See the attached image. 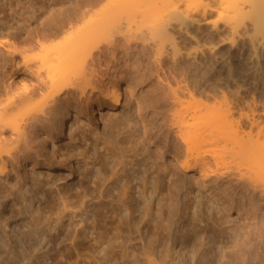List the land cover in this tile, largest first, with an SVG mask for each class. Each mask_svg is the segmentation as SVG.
<instances>
[{
    "label": "bare ground",
    "instance_id": "1",
    "mask_svg": "<svg viewBox=\"0 0 264 264\" xmlns=\"http://www.w3.org/2000/svg\"><path fill=\"white\" fill-rule=\"evenodd\" d=\"M38 3L48 9L71 3V8L57 20L58 25L55 22L54 30L41 28L33 37H22L9 27V38L0 40V224L7 227L15 210L16 202L11 215L2 217L11 196L24 202L41 188L48 201L43 210L29 214V229L22 232L28 239L27 248L20 251L23 256L14 253L10 237L8 244L3 242L12 248L9 261L17 254L15 261L27 260V264L47 259L68 264H213L215 259L217 264H264V0H6L0 5ZM98 6L110 9L100 11L102 16L97 12L95 21L89 17L87 32L80 31L77 38L53 46L34 60L24 54L27 45L41 46ZM139 8H143L139 20L134 21ZM183 34L190 35L191 46H182ZM225 39L241 48L245 64L240 81L231 66L226 77L217 74L220 63L227 60L218 59L215 45ZM149 64L164 76L166 71L181 74L178 86L170 87L171 101L187 110L175 111L174 106L172 112L165 110L169 114L159 110V126L166 131L162 137L147 133L149 106L138 101L142 138L134 131L129 133L128 118L111 120L109 133L104 134L90 129L87 133L79 126L76 134L82 135V144L90 139L89 133L94 135L85 146L72 145L80 177L52 196L48 178L60 163L52 149L55 139L64 134L72 117L89 122L91 112L122 105V87L132 95V83L145 78ZM122 81L126 82L123 86ZM231 81L237 83L235 88L230 87ZM189 98L192 104L188 101L184 107ZM165 154L172 162L163 163ZM229 156L247 158L252 167H220L219 161ZM35 169L47 174L38 179ZM178 172L198 173L204 186L212 179L226 181L227 188L247 195L245 202L225 194L212 195L217 197L218 210L210 206L213 212L208 219L216 238L228 248L222 246L215 252L202 243L200 250L189 253L188 231L180 234L182 239L168 237L171 215L165 214V203L176 195L181 180ZM165 178L170 180L167 191ZM28 180L33 186L24 188ZM154 196L158 197L156 206ZM203 201H191L185 209L194 208L192 214L201 212ZM250 207L263 212H251ZM232 212L244 216L245 227L227 224ZM186 218L180 221L179 232ZM171 219L175 224L179 216ZM193 219L201 221L197 214ZM55 237L60 239L57 244L65 258L61 253L40 258L30 254L31 249L28 252L39 243H52ZM161 243H167L163 249H159Z\"/></svg>",
    "mask_w": 264,
    "mask_h": 264
},
{
    "label": "rangeland",
    "instance_id": "2",
    "mask_svg": "<svg viewBox=\"0 0 264 264\" xmlns=\"http://www.w3.org/2000/svg\"><path fill=\"white\" fill-rule=\"evenodd\" d=\"M5 1L6 0H0V3L1 2L3 3ZM70 8H71V3H66L65 5H63L61 7L55 6L53 9H48V8H46V6H42L39 3L35 4V5H27L26 4L23 6H21V5H11V6L10 5H0V40H5V39L9 38L7 33L10 31V28L13 29V31L19 32L22 37H33L36 34V32L39 31L41 28H45V30H49V29L54 30L56 28V26L54 27L55 22L64 15V13L66 12V9L70 10ZM108 9H110V8H105L104 6L95 7L92 11H90V14L88 13L86 15L85 18H83V19L81 18L79 20L72 21L71 25L65 26L66 28L63 30V32H61L60 34H57V36L54 35V37H52V36L49 37V39H46L47 41H45V43H43L41 46H39V44H35V43L27 45L24 49V54H26L28 57H30V58H32V60H34V59L38 58L40 55H42L43 53H46L47 51H51L49 49H52L53 46H56L57 44L62 45L65 42H67V40H69V39L72 41L74 37L79 36L81 34V33H79L80 31L83 32L84 30H86V27H90V26H87V24L90 23L89 22L90 19H93L96 16L97 12L100 13V11L102 12V10L107 12ZM115 9H118V8H114L113 11ZM142 9L141 8L136 9V12H134V13L136 15L135 17H137V18H134L135 19L134 21H136L137 19L139 20L138 14L140 13V11ZM119 10H121V9H119ZM102 13H104V12H102ZM100 16H102L101 13H100ZM89 17H90V19H89ZM97 17H95V18H97ZM133 17L134 16H132V19H133ZM87 20H89V21H87ZM56 23L57 24H55V25L59 24L58 21ZM135 24H136V22H135ZM147 24L148 23L145 22V25H147ZM145 25H142L143 28L145 27ZM142 26H140V27L142 28ZM133 27H135V26H133ZM89 29L91 30V28H89ZM85 32H87V30ZM181 44H182V46H191L190 44H192V39H191L190 35H188V34L184 35L183 34L181 37ZM231 45H232V43H231V41H229V39L228 40L225 39L224 41H219L215 45V48H216L215 51L218 54V59L223 60V61L227 60L226 64L222 65V63H220V65L218 66L219 71L217 72V74L223 78L226 77V70H228V66H231V68H233L237 72V75L239 76L237 80L240 81L241 80L240 75L243 72L245 60H244V57L241 53V48L238 47V45H236V44H234L233 46H231ZM155 68L156 67L154 65H150L149 69L146 70L147 72H145L146 75H145L144 79H146V80L143 79L141 82L132 83L131 86L134 87L132 95H131V92L124 91L125 89H124V87H122V91H123L122 105L117 106L116 108L111 109V110H109L107 107L104 106L101 109L96 110L94 113L91 112L89 114L91 121H89V122L87 120L83 119L81 116H78L75 118L72 117L71 120L69 121V126L64 131V134L62 136H60L59 138L55 139L53 148H52V144L49 145V147L53 149L55 159L57 161H60L59 164L58 163L56 164L58 166H56L55 169L52 170V172L50 174L51 176L48 178L49 179V187L51 189V195L52 196L56 195L58 189H64V188L70 187L73 184H75L77 182V179L80 177V175H78V172L76 169L77 164L75 163L74 156H73L76 153V150H74L72 148V145L74 143H78V144L81 143L80 139H81L82 135H80V133L76 134L77 128L79 126L85 128V131L87 133H88V130L90 129L91 131L96 130L99 134L100 133L104 134V133H106L104 131H107L109 133L108 129L110 128L111 120L121 119V121H122V120H125L126 118H128V119H130V121H131L130 123L132 124V125L130 124L131 129L130 128L128 129V131L130 130L129 133L130 132L133 133V131H134V133H133L134 135H136V136L139 135V136H141L140 138H142L143 127H142V123L139 120L138 115H137V101H138V102H141L142 104H144L146 106H149L148 110L150 111V113H149L148 118L146 120L147 133H149L150 135H153V136L158 134L161 137L163 134L166 133L164 127L160 128V126H159L161 121H162L160 118L161 115L159 113V110L160 109L164 110V112H165V110H168V111L171 110L170 112H172L173 109L177 110V108L178 109L180 108L179 105H176L171 100H173L172 90L178 86V84L176 86V83L178 80L181 79V74L176 72V73H174V74H176L174 76L176 78H172V76L174 74L173 75L169 74L166 71V75L164 76L158 68H156V69ZM133 70L134 69H132V71ZM125 83L126 82L122 81L121 85L123 86ZM236 84H237L236 82L231 81L230 87L235 88ZM170 87L173 89H171ZM151 90H153V91H151ZM155 96H156V98L158 97L160 99L159 103L156 101ZM188 101L189 102L191 101V104H192L193 100L190 98L185 100L183 102L184 104L182 103L184 105V107H185V105L187 106L189 104ZM197 103L198 102H196V104ZM212 103H213V101H212ZM182 104H181V106H183ZM196 104L195 105L193 104V105L196 106ZM218 104L219 103H217L216 106H218ZM197 105L200 106L199 103ZM212 106L214 107V105H212ZM170 107H173V109ZM190 107H191V105H190ZM220 107L224 108L223 105H221ZM193 108H195V107H193ZM222 108H221V110H222ZM180 109H183V107ZM185 109L187 110V107L184 108L183 111ZM188 109H189V107H188ZM168 111H166L167 114L170 113ZM188 111H191V110H188ZM236 111H237V113L241 112V111H239V107L237 108ZM222 113H223V111H222ZM237 113H234L233 115L235 117H237L238 116ZM219 114H221V113H219ZM115 135H114L113 139L116 138ZM92 136L94 137L93 134L90 136V133H89L88 137H90V139L88 140V142H91V140H93V138H91ZM119 138H120V136H119ZM170 139H172V138H170ZM87 143L84 144V142H83V144L82 143L81 144L83 146H85V145H87ZM144 146H146L147 148L149 146L150 150L154 149L153 145L148 144L146 142H144ZM100 149H102V148H100ZM162 160L164 161L163 163H166V164H168L169 162H172L171 157L167 154L164 155V158H162ZM223 164L224 165L228 164L230 167L232 166L233 168H236L235 166L239 165L240 168L244 169V170L245 169L247 170V169L252 167V162L249 159L244 158V157L241 158V157H237V156L236 157L229 156V157L222 159V161L220 160L219 161L220 167H222V166L224 167ZM173 169H172V171H173ZM40 171H41L40 169H35V176H37L38 179L42 177V175H40V174H44V175L47 174V173L40 172ZM177 171H179V170H177ZM177 171H176V173H177ZM179 173L180 172H178V174ZM174 175L176 176V174H174ZM174 175H173V177H175ZM30 176H31V174H30ZM178 176L181 177L178 179V181L180 179L181 180L179 182H177V184H179V185H177V187H176V189H177L176 195L173 196L172 198H167L166 203H165V207H166V213L165 214L166 215L167 214L171 215L170 216L171 218H175L176 216H179V220L175 224L172 223L171 218L169 219L168 223L170 224V229L168 232H170V233H168V237L170 236L171 238H174L177 236L178 239L179 238L182 239L180 234H184L185 231H188L189 236H188V239L186 242H187V248L189 250L188 251L189 253H191V249H195L196 251L200 250L202 243H206L205 247L211 246L210 249L212 251H215V252L219 251L220 247H222V246L228 248L227 243L222 242L218 238H216L217 236L215 235L213 228H212V221L208 219V217H210L211 213L213 212V210H210V206H211V208L213 207L214 211L218 210V206L215 204L216 198L222 197L224 194L230 198H237V200H242V202H245V200H247V198H248L247 195L241 194V191H238V193H236V192L232 191L231 188H227L229 185L227 184L226 181H220V180L215 181L212 179V180L207 181V183H206L207 185L204 186L202 180L199 178L198 173H196V172H189L186 174L180 173ZM168 178H165L166 180H165V190L164 191H167V189L170 187V180ZM27 185L33 186L31 180L27 181V184L24 185V188ZM33 192H34V194H33L34 199L28 195V196H26L27 198H26V201H24V202L21 201L19 196H15L14 200L12 199L14 196L9 197V199L7 200V203L5 205V209H3V211L1 212L2 217L3 216L7 217L9 214L11 215V211L14 209V207H15V210L17 209L16 211L13 210V212H12L13 215H11V218H9V225L7 227L3 228V226L0 224V240L2 241V244H0V248H1L0 249V251H1L0 252V254H1L0 255V258H1L0 264H27L26 263L27 260L21 261L20 263L18 261H15V260H17V257H18L17 254L19 253V255L21 256L22 253L20 251L24 252L23 249L27 248L25 246H27L26 241H28V239L23 236V233L27 232L29 229V227H28L29 225H27V224H29V222H30L29 220H31L32 211H33V213L37 214V211L36 212H34V211L38 210V209L43 210V207H45V205L48 202L47 198L41 192V188L35 189V190H33ZM33 192L31 191V193H29V194H32ZM213 194H215V195L217 194L218 196L213 197L212 196ZM35 198H36V200H35ZM96 199L97 198L90 200L89 204L87 202V204L89 205L90 208L93 206L92 205L93 200H96ZM199 199L204 200L203 201L204 202L203 210L201 212L196 213L199 216L201 221L193 219L194 215H196V214H192V211L194 208H191L189 210L185 209V207L191 201L196 202V200H199ZM3 200H5V199H3ZM1 201H2V198H1ZM157 201H158V197L154 196L152 198V202H153L154 206H156ZM30 202L32 204H29ZM13 203H15V205L13 206V208L11 210V205ZM89 207H87V209ZM198 207L200 208V205ZM246 207L249 208V205H246ZM19 208H21L22 211H19V213H18ZM26 208H28V210ZM250 208H251L250 209L251 212H260V213L263 212L262 209L257 211V209L255 207H250ZM28 212H30V213H28ZM186 213H188L187 218H186ZM216 214L219 215L220 213L217 212ZM154 216H155V213H154ZM97 218L99 219V221H101V222L103 221V218L101 216H97ZM183 218H186V219L181 224V225H183L182 231L179 232L180 221ZM228 218L230 221L227 224L230 225L231 227H236V228L238 226L245 227L246 220H245L243 215L238 216L236 213L232 212V213L228 214ZM107 220H108V218H107ZM67 222H69V221H67ZM43 231H44L43 235H46V237H49L48 233L45 230H43ZM6 234H9V235H6ZM8 238H9V243L11 241H13V242L17 241L14 244L12 242V245H13L12 248L13 249L10 247L11 245L10 246L6 245V244H8V240H7ZM2 239H4L5 241ZM21 239H23L25 242L23 240L21 241ZM55 239L56 240H54L52 243L51 242H47V243L42 242V244L39 243V244L35 245L36 246V248L34 247L35 249L33 247L32 248L28 247L29 248L28 252L31 249L32 252L31 253L29 252V253L30 254L33 253L40 258L42 257V255L43 256L48 255L50 257H54L57 254L60 255V253H61L62 255H64V258H65L66 255H65L64 250H59V245L57 244L59 238L55 237ZM3 242H7V243L4 244ZM40 242H41V240H40ZM15 244H17V245L15 246ZM166 244L167 243H165V244L161 243L159 245V249H163L166 246ZM1 245H4V246L1 247ZM7 248L9 250V252L7 251ZM11 249L14 251V253H17V254H15L16 258L15 257L11 258L12 260L9 261V256L12 257V253L10 252ZM177 249H179V245H178ZM27 255L29 257V254H26V256ZM59 255H58V257H59ZM22 256H23V254H22ZM216 257L218 258V256H216ZM185 258L187 259V257H185ZM229 258H231V256H229ZM195 259L196 258L192 257L190 262L194 263ZM47 260L46 261L43 260L42 262L41 261H38V262L35 261L34 262V260L33 261L29 260L28 264H54V263L55 264H59V263L60 264H68V262L65 261V259H63V261H65V262H62V260H61V262L59 261L57 263L54 262L52 259H47ZM217 263H218V259H215L213 261V264H217Z\"/></svg>",
    "mask_w": 264,
    "mask_h": 264
}]
</instances>
